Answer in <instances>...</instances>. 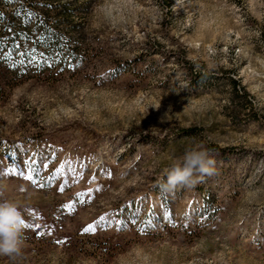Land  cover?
I'll return each instance as SVG.
<instances>
[{
	"label": "rangeland",
	"instance_id": "1",
	"mask_svg": "<svg viewBox=\"0 0 264 264\" xmlns=\"http://www.w3.org/2000/svg\"><path fill=\"white\" fill-rule=\"evenodd\" d=\"M37 1L83 5L78 52L0 69V182L32 225L0 264H264V0ZM196 145L217 174L164 190Z\"/></svg>",
	"mask_w": 264,
	"mask_h": 264
},
{
	"label": "trees",
	"instance_id": "2",
	"mask_svg": "<svg viewBox=\"0 0 264 264\" xmlns=\"http://www.w3.org/2000/svg\"><path fill=\"white\" fill-rule=\"evenodd\" d=\"M3 4L12 7L4 11L1 9ZM82 6H52L37 0H0V69L13 79L29 74L42 75L44 62L33 60V54L39 49L62 56L68 55L67 52L68 56L76 54L77 42L69 47V41H64L62 35L64 29L71 34L79 31L80 25L72 17ZM31 19L33 23H30Z\"/></svg>",
	"mask_w": 264,
	"mask_h": 264
},
{
	"label": "clouds",
	"instance_id": "3",
	"mask_svg": "<svg viewBox=\"0 0 264 264\" xmlns=\"http://www.w3.org/2000/svg\"><path fill=\"white\" fill-rule=\"evenodd\" d=\"M217 174L216 161L211 151L202 145L192 146L177 158L167 171L164 190L174 193L180 188H192L204 178ZM7 185L0 182V256H7L15 261L22 255L27 237L25 219L20 206L5 193Z\"/></svg>",
	"mask_w": 264,
	"mask_h": 264
},
{
	"label": "snow or ice",
	"instance_id": "4",
	"mask_svg": "<svg viewBox=\"0 0 264 264\" xmlns=\"http://www.w3.org/2000/svg\"><path fill=\"white\" fill-rule=\"evenodd\" d=\"M2 15V14H0ZM24 164V169H20L19 165H15L11 167V174L13 175H19L20 177H23L24 179L28 180V181H32L33 180V174H37L39 173V170L34 166L35 165V161L32 160L31 158H29L28 160L23 161ZM43 167H48L47 165H43ZM25 170L27 171L28 174H25ZM0 172H2V170H0ZM3 174H7V173H3ZM51 179V178H49ZM41 187H43L44 185H40ZM63 187H61L60 191H63ZM25 227H29L31 228L32 225H25ZM35 227H40L39 225H36ZM91 228L86 229V231H90Z\"/></svg>",
	"mask_w": 264,
	"mask_h": 264
}]
</instances>
